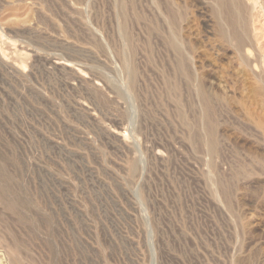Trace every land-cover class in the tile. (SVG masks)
<instances>
[{
    "label": "rangeland",
    "instance_id": "obj_1",
    "mask_svg": "<svg viewBox=\"0 0 264 264\" xmlns=\"http://www.w3.org/2000/svg\"><path fill=\"white\" fill-rule=\"evenodd\" d=\"M163 1H125L132 89L117 0H0V264L17 246L21 264H264V92L233 49L213 51L208 0H171L173 31Z\"/></svg>",
    "mask_w": 264,
    "mask_h": 264
},
{
    "label": "bare ground",
    "instance_id": "obj_2",
    "mask_svg": "<svg viewBox=\"0 0 264 264\" xmlns=\"http://www.w3.org/2000/svg\"><path fill=\"white\" fill-rule=\"evenodd\" d=\"M126 1V0H125ZM124 0H117V5L119 7L120 10V19H121V32L124 36L125 41V49H126V54L124 53L122 55V53L119 56L122 59V64L123 67L128 75V83L130 84V88L134 87L135 85V79L137 78V74L135 72V68H134V63L132 58H134L135 56V52H136V46L132 45V38L130 40V36L128 35V32H126L127 30L125 29V23L128 22L130 20V22L132 21L130 18L128 20V16L131 14H127V12L129 11V7L128 11L126 10L127 8L125 7L126 3ZM199 1V0H198ZM207 1V0H206ZM257 1H261V0H257ZM256 0H208L209 4H208V8L210 6V10L208 9L209 12V17L211 18V23H213L212 25V36L214 38V42L217 45L213 46V51L216 52H221L222 55L226 54L228 51H230L231 49H233V51H235V56H237V60L239 61V63L241 65L244 66V69L247 72L248 70L251 71V73H253L252 76H254L255 81H257L259 83V87L258 90L260 92H264V75L262 73V71H264V54L263 55H258V52H260L258 50V52L254 51V48L252 47V44L250 41V30H249V21H251L250 19L253 18V16L256 14H260V19L261 17H264V6H260L258 5V2ZM132 3L134 4V1H132ZM207 3V2H206ZM260 3V2H259ZM137 4V3H136ZM139 4V3H138ZM164 4V1H163ZM162 4V5H163ZM129 5V4H128ZM263 5V3H262ZM115 6V5H114ZM136 6V5H135ZM148 6V5H147ZM164 6L167 8L166 9V19L165 20L167 23V25L169 24V28L171 27L172 31L173 29H175V27L177 26V23L180 22L182 16H183V11L181 8V5L178 6L176 5L174 2H172L171 0H166V5L164 4ZM134 7V6H133ZM154 8V7H153ZM133 9V8H132ZM147 9V8H146ZM155 9V8H154ZM135 10V8L133 9ZM136 11V10H135ZM156 11V9H155ZM163 11V10H162ZM165 11V10H164ZM194 11V10H193ZM157 13V12H156ZM133 13V15L131 16V18H133V22H135L134 20H136L138 18V15ZM165 14V13H164ZM202 14V13H201ZM137 15V16H136ZM194 15V14H193ZM129 16V17H130ZM137 17V18H136ZM6 19V18H5ZM264 19V18H263ZM143 20V19H142ZM208 20V19H207ZM254 20V19H253ZM252 20V21H253ZM255 21V20H254ZM160 22V21H159ZM89 23V22H88ZM153 23V21H152ZM155 23V22H154ZM153 23V24H154ZM17 24V23H16ZM22 24V23H21ZM135 24V23H134ZM151 25V24H150ZM263 25V24H262ZM17 26V25H16ZM14 26V27H16ZM5 27V26H4ZM12 27V26H11ZM160 27V26H159ZM162 27V26H161ZM160 27V28H161ZM204 27V26H203ZM177 28V27H176ZM186 28V27H185ZM252 28V27H251ZM250 28V29H251ZM137 29V28H136ZM156 29V28H155ZM3 30V29H2ZM50 30V29H49ZM178 30V28H177ZM177 30H174L177 31ZM146 31V30H145ZM148 31V30H147ZM170 31V30H169ZM171 31V33H172ZM135 32V31H134ZM173 32V33H174ZM178 32V31H177ZM176 32V33H177ZM7 33V32H6ZM156 33V32H155ZM154 33V34H155ZM152 34V33H150ZM161 34V33H160ZM167 34V33H166ZM200 34V33H199ZM148 35V34H147ZM156 35V34H155ZM210 35V34H209ZM262 35V34H261ZM264 35V34H263ZM3 36V35H2ZM149 36V35H148ZM17 37V36H16ZM122 37V36H121ZM183 37V36H182ZM144 38V37H143ZM164 42H165V46L166 48H168L171 51V54L173 57V64H174V70H176V72L178 74H181L184 76L185 79H187L188 81L192 80V72L189 69V62L187 59V57L184 55L183 53V48L180 45L179 39L177 38V36L175 35H171V34H167L166 37H164ZM208 38V37H207ZM3 39V38H2ZM33 39V38H32ZM156 39V38H155ZM189 39V38H188ZM41 40V39H40ZM131 41V43H130ZM185 41V40H184ZM256 42H259L256 40ZM186 43V42H185ZM14 44V43H13ZM135 44V43H133ZM204 44V43H203ZM11 45V44H10ZM159 45V44H158ZM135 46V47H134ZM188 46V45H187ZM10 47V46H9ZM13 47V46H12ZM209 47V46H208ZM4 48V47H3ZM7 48V47H6ZM15 48V47H14ZM143 48V47H142ZM136 49V50H135ZM144 49V48H143ZM142 49V50H143ZM167 49V50H168ZM186 49V48H185ZM258 49V48H257ZM2 50V49H1ZM18 50V49H17ZM124 50V49H123ZM168 50V52H169ZM264 50V49H263ZM8 51V50H7ZM6 51V52H7ZM166 51V50H165ZM17 52V51H16ZM145 52V51H144ZM3 53V52H2ZM19 53V52H18ZM170 55V54H169ZM22 57H24L23 55H21ZM171 56V55H170ZM225 56V55H224ZM14 57V56H13ZM16 57V56H15ZM18 60L20 58V56L18 55ZM14 59V58H13ZM29 59V57L27 58ZM172 60V59H171ZM16 61V60H15ZM21 61L23 62V59H21ZM65 62L71 63L69 60H64ZM24 63V62H23ZM166 63V62H165ZM19 64V63H17ZM23 64L21 63V66ZM193 66V65H192ZM35 68V67H34ZM26 69V68H25ZM170 69V68H169ZM192 69V68H191ZM243 69V70H244ZM256 70L258 72H256ZM253 71V72H252ZM175 73V72H174ZM168 75V74H167ZM176 74H174L175 76ZM173 76V77H174ZM178 77V76H177ZM139 79V78H138ZM186 80V82H187ZM170 81V80H169ZM201 81V80H200ZM169 83H172V81H170ZM168 85H171L169 84ZM178 83V82H177ZM256 83V82H255ZM174 84V83H172ZM176 84V83H175ZM202 85V84H200ZM175 86V85H174ZM190 86V85H189ZM143 87V86H142ZM172 87V85H171ZM173 88V87H172ZM171 88V91H172ZM133 89V88H132ZM170 89V87H169ZM203 92V91H202ZM208 93V92H207ZM211 94V93H210ZM201 96V94H199ZM100 96V95H99ZM142 96V95H140ZM202 102L204 103L203 105V119L204 120V124H205V128L204 131L206 132V139H205V145L207 146V149L209 151L210 154H215L217 151V146H216V142H215V138L216 135L214 137V123H213V118H212V109L210 108V104L209 103V98L204 94V92L202 93ZM200 98V97H199ZM213 100V99H212ZM248 106V105H247ZM202 108V107H201ZM250 112V111H249ZM250 114V113H249ZM182 115V114H181ZM256 116V114H255ZM259 117V116H258ZM263 119V117H261ZM213 119V120H212ZM259 119V118H258ZM261 119V120H262ZM197 120V119H196ZM215 121V120H214ZM263 121V120H262ZM260 120H257L256 122V126L257 128L263 133L264 135V122H262ZM206 122V123H205ZM255 124V123H254ZM247 125V124H246ZM196 126V125H195ZM196 128V127H195ZM194 129V128H193ZM203 129V128H202ZM249 129V128H248ZM198 131V129H197ZM200 131V130H199ZM203 131V130H202ZM259 132V131H258ZM194 134V132H193ZM257 134V133H256ZM196 136L197 133H195ZM193 135L195 138L196 136ZM202 135V134H201ZM260 135V134H259ZM199 137V136H198ZM198 137L196 140H198ZM263 137V136H262ZM200 138V137H199ZM204 139V137H203ZM195 140V139H194ZM203 141V140H202ZM202 143V142H201ZM204 146V147H206ZM207 152V151H206ZM213 157V156H212ZM215 157V156H214ZM213 163V162H212ZM213 168V167H212ZM224 189V188H223ZM222 192V191H221ZM225 194V193H224ZM2 240V239H1ZM5 241V240H4ZM3 242V241H2ZM1 243V242H0ZM4 243V242H3ZM11 244H14L16 246V241L13 243V240L10 242ZM8 244V243H7ZM9 245L10 247L12 245ZM20 244V243H19ZM9 249V247H7ZM13 248H17V247H12L11 252H12V257L14 262L21 264V262L19 263V259H18V252L17 250L13 249ZM10 251V250H9ZM19 251V250H18ZM10 253V252H9ZM11 254V253H10ZM11 257V259H12ZM22 261V260H21Z\"/></svg>",
    "mask_w": 264,
    "mask_h": 264
}]
</instances>
